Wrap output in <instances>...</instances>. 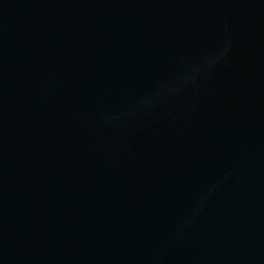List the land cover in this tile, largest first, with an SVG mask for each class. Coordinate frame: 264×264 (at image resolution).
Instances as JSON below:
<instances>
[{
	"label": "water",
	"instance_id": "water-1",
	"mask_svg": "<svg viewBox=\"0 0 264 264\" xmlns=\"http://www.w3.org/2000/svg\"><path fill=\"white\" fill-rule=\"evenodd\" d=\"M0 264H264V0H0Z\"/></svg>",
	"mask_w": 264,
	"mask_h": 264
}]
</instances>
